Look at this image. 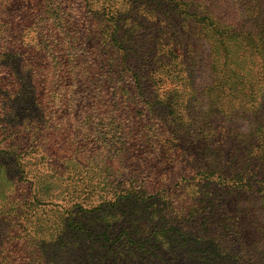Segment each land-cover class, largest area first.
<instances>
[{"label": "trees", "instance_id": "1", "mask_svg": "<svg viewBox=\"0 0 264 264\" xmlns=\"http://www.w3.org/2000/svg\"><path fill=\"white\" fill-rule=\"evenodd\" d=\"M0 0V264H264V0Z\"/></svg>", "mask_w": 264, "mask_h": 264}, {"label": "rangeland", "instance_id": "2", "mask_svg": "<svg viewBox=\"0 0 264 264\" xmlns=\"http://www.w3.org/2000/svg\"><path fill=\"white\" fill-rule=\"evenodd\" d=\"M7 3H9V0H7ZM11 3L13 5H10V7L9 6L7 7V9H8L7 13H9V12L18 13L21 10V8H22L23 1L12 0ZM263 110H264V108H263ZM263 113H264V111H263Z\"/></svg>", "mask_w": 264, "mask_h": 264}]
</instances>
